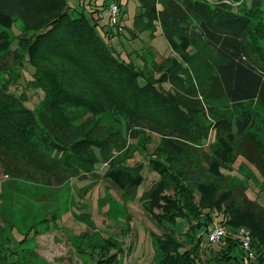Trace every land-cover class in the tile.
<instances>
[{"label":"trees","instance_id":"1","mask_svg":"<svg viewBox=\"0 0 264 264\" xmlns=\"http://www.w3.org/2000/svg\"><path fill=\"white\" fill-rule=\"evenodd\" d=\"M92 1L96 2H86ZM138 1L142 9L134 27L141 28L139 17L146 15L149 22L144 26L155 29L157 23L175 54L161 63L156 62L155 71L148 77L133 63L115 55L96 31V19L90 20L82 11L78 15L71 14L67 0H0V54L12 52L13 41L25 47L22 52L16 49L13 52L21 59L20 63H24V59L31 66L32 76L27 85L41 98V109H32L26 104L29 101L26 92H18V87L8 90V80L1 81L0 165L3 173L49 185L87 174L94 176L98 173L97 158L106 163L112 146L118 147V140H126L128 131L141 125L161 136L160 144L151 150H147L145 140L137 143L134 136H130V140L135 142L127 146L131 148L129 152H148V168L161 175L154 189L144 196L148 202L144 207L150 219L173 220L174 216L182 215L200 220V228L211 221L210 214L216 211L222 215L218 223L229 230L222 239V248L208 250L210 254L205 260L200 254L204 248L200 238L187 233L183 240H178L171 231L164 230L156 239L157 263L263 264L264 209L249 201L245 193L239 203L229 189L214 197L213 183L205 181L194 185L200 194L196 200L192 188L183 179L182 172L190 168L176 165L171 171L170 162L184 155L191 163L190 144L203 145L207 138L210 146L219 144L225 156L232 152L237 134L250 136L245 132L246 126L244 128L249 119L243 121L230 115L217 116L212 118L214 122H209L208 116L202 113L203 106L193 95L199 84L202 95L209 101L226 100L241 105L258 99L264 103V46L259 43L260 39L264 40V2ZM93 10L98 9L93 8L91 14ZM120 11L119 4L117 16ZM117 16L116 22H112L110 14V23L117 24L120 31L123 25ZM18 19L32 30L28 35L14 34ZM164 83L170 88L165 89ZM77 108L92 115L87 120L91 124L86 128L73 123L71 111ZM105 110L115 112L121 122L113 131L97 128L102 126L97 119ZM251 138L253 142H249L243 156L258 170L264 184V145L255 137ZM128 156L131 153L124 161ZM208 161L211 176H223L221 158ZM140 167L141 164L129 167L125 162L115 167L111 162L102 170V175L116 189L125 192L141 181ZM157 208L161 214L156 213ZM241 227L249 230L254 259L241 245L237 234ZM101 240L104 243L99 246L100 255L94 257L95 264H118L116 253L107 254L116 244ZM6 256L8 264L16 263L17 257L12 258L8 253Z\"/></svg>","mask_w":264,"mask_h":264},{"label":"rangeland","instance_id":"2","mask_svg":"<svg viewBox=\"0 0 264 264\" xmlns=\"http://www.w3.org/2000/svg\"><path fill=\"white\" fill-rule=\"evenodd\" d=\"M86 1L67 0L68 11L74 15L82 11L91 18L90 20L96 19V31L115 55L122 61L133 63L135 68L143 70L147 77L155 71L156 62L161 63L166 57L175 56L157 23L154 22L155 29L144 26L149 22L146 15L139 17L143 26L138 29L134 27V21L142 9L138 0H96L90 3ZM250 1L245 0L247 4ZM111 2H116L118 8L120 4L121 11L117 16L123 25L120 31L117 24L110 23L108 5ZM262 7L264 19V3ZM93 8L98 10H93L91 14ZM30 30L22 19H18L16 27L13 28L14 34L28 35L32 31ZM14 40L17 38L14 37ZM259 43L264 46L263 39H260ZM11 48L22 52L25 47L18 41H13ZM13 50L6 55L0 54V84L2 80H8V90H16L18 87V92L21 90L26 92L29 96L26 104L32 109L39 110L41 98L33 94V89L27 85L32 76L31 66L24 59V63H20L21 59L17 58ZM163 87L170 88L167 83H164ZM196 88L198 91L193 96L200 101V105L203 106L202 113L208 116L209 122L217 116L230 115L243 121L249 119L244 128L246 126L245 132L250 136L237 134L232 144V152L225 156L219 144L210 146L209 138L203 141V145L190 144L191 151L188 157L191 163H188L187 157L183 158V155L180 160L170 162L171 171H174L176 165L182 169L190 168L187 172H182L183 179L186 185L192 188L196 200L200 194L194 185L197 181H205L213 183L214 197L229 189L239 203L243 200L242 193H245L249 201L264 209L262 178L258 170L243 156L248 151L249 142H253L251 136L264 145V103L258 99L243 102L241 105H234L226 100L209 101L202 95L199 84ZM178 90L184 93L181 88ZM71 115L76 125H84L86 128L91 124L87 120L92 118V115L84 109H73ZM97 120L99 125H102L97 128L106 127L108 131L115 130L121 123L111 110H105ZM130 136H134L137 143L145 140L147 150L160 144L161 138L160 134L141 125L135 127V130L128 131L126 140H118V147L112 146L109 153L111 155L107 157L106 163L102 158H97L95 168L98 173L94 176L87 174L84 177L65 179L58 185L4 175L0 165V264H8L6 253L12 258L17 257L15 264H95L94 257L100 255L99 246L104 243L101 239L116 244V247L113 245L110 247L107 254L116 253L118 264H158L156 239L162 236L164 230L171 231L178 240H183L187 233L195 239L200 238L204 246L200 251L203 260L209 256L208 250L221 249L224 238L209 240V231L222 218L216 211L211 212V221L202 224L200 228V220L182 215L174 216L173 220L165 217L156 221L150 219L151 216L144 207V203L147 202L144 196L154 189V184L161 179V175L148 168L146 159L148 152L146 154L140 150L129 152L131 149H127L129 142H135L130 140ZM210 137L212 138V133ZM130 153L131 156L124 161V157ZM214 157L221 158L223 176L219 178L212 177L208 170V160ZM111 162L115 167L123 162L129 167L141 164L139 170L141 181L136 187L128 188L125 192L116 189L102 175L107 163ZM156 213L161 214L162 211L157 208ZM221 226L229 233L226 227ZM241 228L249 231L245 227ZM94 246L97 247L93 248ZM254 256L250 258L254 259Z\"/></svg>","mask_w":264,"mask_h":264},{"label":"built area","instance_id":"3","mask_svg":"<svg viewBox=\"0 0 264 264\" xmlns=\"http://www.w3.org/2000/svg\"><path fill=\"white\" fill-rule=\"evenodd\" d=\"M109 11L112 17V22H116V16L118 13V5L113 2L109 4ZM238 237L240 239L241 245L243 249L248 252V255L251 257L252 251L250 250V242H251V236L249 231L245 230L244 228H239L237 230ZM227 235V230L224 229L219 223H215L211 230L209 231V240L210 241H216L220 240L221 238L225 237Z\"/></svg>","mask_w":264,"mask_h":264}]
</instances>
